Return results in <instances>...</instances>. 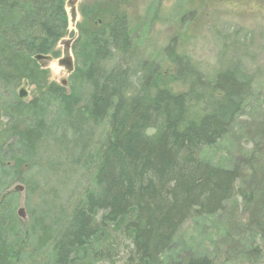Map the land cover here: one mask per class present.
<instances>
[{
    "label": "trees",
    "instance_id": "obj_1",
    "mask_svg": "<svg viewBox=\"0 0 264 264\" xmlns=\"http://www.w3.org/2000/svg\"><path fill=\"white\" fill-rule=\"evenodd\" d=\"M66 32L64 0H0V264H14L15 245L24 241L12 224L8 177L35 155L52 111L74 133L90 121H107L87 155L93 185L72 206L65 225L55 232L41 227L42 242L54 244L53 264H164L183 224L218 214L239 198L250 205L253 226L264 231V188L257 187L263 197L257 201L240 183L248 171L256 184L264 183L256 158V152L264 158V144L244 159L245 169L202 158L244 109L250 78L230 67L209 81L182 60L171 81L182 80L188 88L178 91L156 64L130 53L129 30L117 26L81 32L74 49L82 63L75 77L82 89L68 93L48 84V70L36 60ZM24 80L40 91L28 104L16 91ZM259 130L264 137V125ZM178 264L213 260L202 255Z\"/></svg>",
    "mask_w": 264,
    "mask_h": 264
},
{
    "label": "rangeland",
    "instance_id": "obj_2",
    "mask_svg": "<svg viewBox=\"0 0 264 264\" xmlns=\"http://www.w3.org/2000/svg\"><path fill=\"white\" fill-rule=\"evenodd\" d=\"M64 7L66 34L50 53L37 55L36 60L48 70V84L69 93L73 88L82 89L75 80L82 63L73 48L79 26L95 30L96 25L84 15L73 20L70 4ZM124 7L132 41L130 53L156 64L169 86L178 91L188 88L182 80L171 81L182 60L209 81L230 67L250 78L252 94L231 130L217 145L202 152L203 160L212 165L245 169L244 159L261 151L264 144L262 130L257 131L264 125V0H129ZM106 11L101 15L104 19L109 17ZM22 89L27 94L20 97ZM16 91L25 104L40 95L27 80ZM45 119L48 130L35 155L11 170L8 177V199L15 207L12 224L24 238L15 245L14 264H53L54 244L52 240L42 242L41 227L55 232L65 225L72 206L93 185L94 170L87 155L107 130V121H90L74 133L53 111ZM257 157L261 161L258 167L264 171V158L256 152ZM247 175L240 183L258 197L257 187L264 188V183L256 184L252 171ZM17 185L23 190H15ZM249 207L239 198L218 214L187 221L164 255V264L185 263L202 255L210 257L213 264H264V231L251 223ZM19 208L24 209V218L18 215ZM259 210L264 216V206Z\"/></svg>",
    "mask_w": 264,
    "mask_h": 264
},
{
    "label": "flooded vegetation",
    "instance_id": "obj_3",
    "mask_svg": "<svg viewBox=\"0 0 264 264\" xmlns=\"http://www.w3.org/2000/svg\"><path fill=\"white\" fill-rule=\"evenodd\" d=\"M66 4H70L72 19L76 20L77 16H86L88 20L95 22V30H103L105 27H117L126 34L127 20L125 11V3L129 0H65ZM106 4L105 6H103ZM66 9V7H64ZM109 14L107 19L101 17L103 11ZM120 13V14H119ZM97 23V24H96ZM83 30L79 26V39ZM78 39V40H79ZM77 40V41H78ZM75 43L73 44L74 48Z\"/></svg>",
    "mask_w": 264,
    "mask_h": 264
},
{
    "label": "water",
    "instance_id": "obj_4",
    "mask_svg": "<svg viewBox=\"0 0 264 264\" xmlns=\"http://www.w3.org/2000/svg\"><path fill=\"white\" fill-rule=\"evenodd\" d=\"M26 91L25 90H21L20 91V97H23V96H26ZM15 190H17V191H22L23 190V186H21V185H17V186H15V188H14ZM18 215L20 216V217H22V218H24L25 217V213H24V209L23 208H19L18 209Z\"/></svg>",
    "mask_w": 264,
    "mask_h": 264
},
{
    "label": "bare ground",
    "instance_id": "obj_5",
    "mask_svg": "<svg viewBox=\"0 0 264 264\" xmlns=\"http://www.w3.org/2000/svg\"><path fill=\"white\" fill-rule=\"evenodd\" d=\"M4 215V214H3ZM9 221H10V219H9Z\"/></svg>",
    "mask_w": 264,
    "mask_h": 264
}]
</instances>
